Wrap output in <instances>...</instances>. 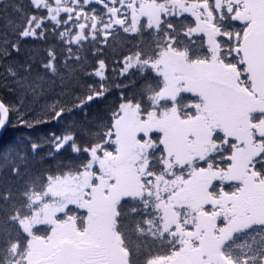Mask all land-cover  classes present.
I'll list each match as a JSON object with an SVG mask.
<instances>
[{
  "label": "snow or ice",
  "instance_id": "obj_1",
  "mask_svg": "<svg viewBox=\"0 0 264 264\" xmlns=\"http://www.w3.org/2000/svg\"><path fill=\"white\" fill-rule=\"evenodd\" d=\"M0 264H264V0H0Z\"/></svg>",
  "mask_w": 264,
  "mask_h": 264
},
{
  "label": "trees",
  "instance_id": "obj_2",
  "mask_svg": "<svg viewBox=\"0 0 264 264\" xmlns=\"http://www.w3.org/2000/svg\"><path fill=\"white\" fill-rule=\"evenodd\" d=\"M26 134L27 130L25 129L9 127L7 130H3L0 135V147L16 142Z\"/></svg>",
  "mask_w": 264,
  "mask_h": 264
},
{
  "label": "water",
  "instance_id": "obj_3",
  "mask_svg": "<svg viewBox=\"0 0 264 264\" xmlns=\"http://www.w3.org/2000/svg\"><path fill=\"white\" fill-rule=\"evenodd\" d=\"M2 132H3V130H0V135H1Z\"/></svg>",
  "mask_w": 264,
  "mask_h": 264
}]
</instances>
